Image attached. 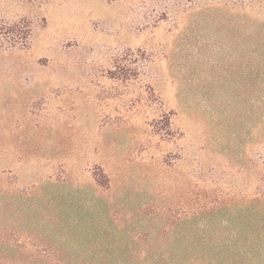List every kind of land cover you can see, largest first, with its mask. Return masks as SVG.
<instances>
[{
	"label": "rangeland",
	"instance_id": "374dc122",
	"mask_svg": "<svg viewBox=\"0 0 264 264\" xmlns=\"http://www.w3.org/2000/svg\"><path fill=\"white\" fill-rule=\"evenodd\" d=\"M262 193L264 0H0V239L143 264Z\"/></svg>",
	"mask_w": 264,
	"mask_h": 264
},
{
	"label": "trees",
	"instance_id": "16d2710c",
	"mask_svg": "<svg viewBox=\"0 0 264 264\" xmlns=\"http://www.w3.org/2000/svg\"><path fill=\"white\" fill-rule=\"evenodd\" d=\"M257 221L253 226L234 230L225 241H199L189 248L191 254L144 260L143 264H264V193L257 197ZM184 244H181L184 245ZM29 242L0 239V264H66L58 258L27 256ZM185 251L186 248L183 247ZM181 250V249H180ZM196 253V255H194ZM186 254V253H185Z\"/></svg>",
	"mask_w": 264,
	"mask_h": 264
}]
</instances>
